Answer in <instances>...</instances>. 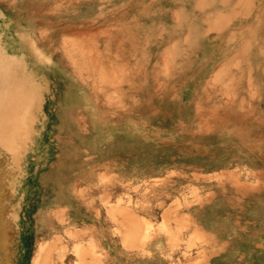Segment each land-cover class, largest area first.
I'll use <instances>...</instances> for the list:
<instances>
[{"label": "rangeland", "instance_id": "obj_1", "mask_svg": "<svg viewBox=\"0 0 264 264\" xmlns=\"http://www.w3.org/2000/svg\"><path fill=\"white\" fill-rule=\"evenodd\" d=\"M0 264H264V0H0Z\"/></svg>", "mask_w": 264, "mask_h": 264}]
</instances>
